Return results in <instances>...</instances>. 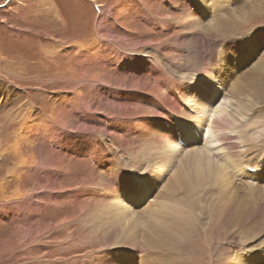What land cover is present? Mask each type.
Returning a JSON list of instances; mask_svg holds the SVG:
<instances>
[{
    "label": "rangeland",
    "instance_id": "374dc122",
    "mask_svg": "<svg viewBox=\"0 0 264 264\" xmlns=\"http://www.w3.org/2000/svg\"><path fill=\"white\" fill-rule=\"evenodd\" d=\"M221 1L226 3V0ZM252 1H232L222 17H235L241 7L249 6ZM190 4L194 8H188ZM206 4L211 12L220 8L212 6L209 0ZM196 12L203 16L197 17ZM193 15L201 21L212 19V16L204 14L203 6H198L195 0H0V264H125L126 253L137 251L141 252L138 260L143 264H154V261H159L160 264H236L234 258L239 257L238 254L244 258L249 254L247 251L241 253L242 249L254 247L264 252L258 244H254L261 243L263 237L253 238L250 234H238L234 237V227L224 225L226 223L218 222L217 219L210 220L209 223L200 219L191 224L190 233L186 237L179 233L173 237L174 242L186 239L180 240L178 247L173 246L171 241L173 248L169 249L142 243L145 241L140 237L147 230L151 218H154V223H150L158 228L153 215L146 218L147 222L144 218L134 237L123 235L114 224L112 212L103 211L108 207H97L100 212L93 210L96 209L91 203L93 199L103 197L105 201L114 197L102 196L106 192L102 186L92 187L97 181L95 172L83 160L82 155L78 158L75 156L81 142L95 147L96 141H108L107 150L111 147L118 149L120 143L137 166L146 164L145 170L152 173V177L158 179L165 175L163 193L167 190L168 179L177 171L191 147L180 151L182 154L178 152L180 156L174 154L170 159V169L158 173L156 177L148 168V162L143 160V156L150 153L155 156V149L147 151L151 146L146 145V142H135L117 132L126 120L134 121L132 117L121 116L115 109L106 112L105 107L106 101L115 103L113 106L119 109H134L140 104L115 102L103 88L101 90V85L107 82L123 88V92L129 91L127 89L133 88L130 83H139L143 79L141 71L145 58L149 57L152 59L147 62H153L156 75L154 79L146 76L143 81L157 86L158 93L150 90L135 93L149 92L147 96L152 98V103L157 102L158 98H162L159 86L170 87L173 83V80H166L164 77L171 76L169 66L175 62L181 67L185 64V68H189L186 64L190 54L193 57L192 50H199L204 56V38L212 40L211 35L202 34L199 30H193L194 34L188 33V29L195 27L192 18H189ZM240 23V26L226 34L230 36L225 37L262 33L255 52H264V6L256 7L253 16ZM219 40L213 39L215 54L219 52L216 50ZM176 47L181 48L178 54L174 52ZM251 51L253 52L252 48ZM184 52L188 54H183ZM129 57L132 59L129 62L138 65L142 77L136 78L129 74V68H135L131 64L123 67L124 61ZM232 59L239 62L237 66L243 65L242 71L235 69L238 73H245L246 70V93L251 92L253 85L249 79L251 72L248 66L237 57ZM138 60L141 61L137 62ZM159 65H164L165 68L161 69ZM209 67L210 65L206 74H210L212 70L214 73V67ZM172 73L176 79V74L181 72L176 68ZM254 74L261 78L264 66ZM221 78L236 80L237 76L226 71L225 77ZM217 84L218 81L212 87L220 94L216 98L220 104L227 90L218 88ZM200 88L203 95H206V89ZM103 91L105 95L102 94ZM113 94L123 95L122 92ZM258 102L264 107V97ZM184 103L188 105L186 101ZM190 106L188 105V110L191 109ZM223 106L227 107L226 104ZM142 107L144 109L137 116L146 117L148 113H153L152 106ZM227 109L229 110L228 107ZM218 112L221 113V110ZM103 115L113 117L108 120L113 123L109 133L113 136L118 134L120 140L87 133L90 140L83 141L77 128H67L74 124L91 127L96 119H99L101 127H105L107 120ZM182 126L185 128L187 143L194 135L199 134L198 127L192 128V123H182ZM133 130L135 129L130 131ZM96 151L98 160L94 159L100 162L97 171H105L104 174V171L99 173L102 174L101 177L106 176L105 179H108L104 185L108 187L110 194L115 191L110 180L112 177L123 176L125 181L137 182L126 172L128 162L123 151L116 155L109 166L103 164V151ZM43 157L51 159L53 163L55 157H58L60 164L46 168L40 163ZM247 177L251 178V175ZM229 179L234 181L232 183L237 193L245 194L234 179ZM171 185L172 181L168 186L170 190ZM259 185L260 190L253 193L258 199L264 191V187ZM124 186L126 189L116 196L124 200L125 207L133 216L141 218L143 209L149 212L157 208L154 200L143 202L141 207L139 204H128V189L131 187L127 182ZM133 187L137 188L136 185ZM182 190L174 191L172 196L176 199L179 210L182 206L177 201L185 193ZM215 192L214 190L212 196L218 195ZM98 195L102 197L97 198ZM134 196L142 200V196ZM87 204H91L88 211L85 209ZM121 212L117 210L120 216ZM201 221L205 224H201ZM227 252L233 257L229 262L224 257ZM157 262L155 264H159ZM134 263L136 264V259Z\"/></svg>",
    "mask_w": 264,
    "mask_h": 264
},
{
    "label": "bare ground",
    "instance_id": "6f19581e",
    "mask_svg": "<svg viewBox=\"0 0 264 264\" xmlns=\"http://www.w3.org/2000/svg\"><path fill=\"white\" fill-rule=\"evenodd\" d=\"M207 1L208 0H195L196 4L198 6H203L204 14H207L208 17L213 15L212 19L208 20V21H201L198 18H196L194 15L189 17V18H192L193 23L195 24V27L191 30L188 29V33H193L192 32L193 30H197V31L199 30V31L203 32L202 34L205 33V34L211 35L212 39H216V38L223 39V38L230 36V35L226 36V34H229L231 31H233L234 27L236 28V27L240 26L239 25V24H241L240 22H243L245 20L247 21L248 18H251V16H253V12L256 9V7L264 6V0H253L249 6L241 7L240 10L237 12L238 14L235 17L232 15H230V17H222V16H225L224 12H225V10H228V8L230 7L229 6L230 3L232 1L234 3L235 0H226V3H223L221 0H209L210 4L212 6L215 5L216 7L222 8V9L216 8L213 12H211V10L209 9V5L206 4ZM144 19L145 18H143V20ZM152 27H154V26H152ZM181 27L184 29L183 24ZM166 30H169V28H166ZM197 31H195V32H197ZM215 34L218 36H216ZM192 52H193V57L190 54L189 58H187L188 64H186V66L187 67L190 66V67L194 68L195 70H197V72L200 73L199 79L209 80V82L216 83L218 80H217V76L215 75V72L212 73L213 70L210 72V74H206V72L209 71L208 70L209 64L206 62L204 56H202V53L199 50L194 51V49L192 50ZM171 59H172V57H171ZM129 60L132 61L131 57H129V59L127 58L124 61L125 63L123 65V67H127L128 64L129 65L131 64L130 66L137 68L138 65L134 62H131V61L129 62ZM140 61L141 60H138L137 62H140ZM220 63L221 62H219L218 65L214 67V69L217 67H218V69H221ZM238 64H239V62H238ZM263 66H264V56L261 58V61H259L257 66L252 68V70H251V73H250L251 76L249 77V79L251 80V83L253 85V90L251 92H249V93L244 92L243 94L237 93L235 95H231V92H229L227 94V91L224 93V95H223L224 100L220 104H218L219 105L218 108L221 110L222 115H220V116L218 115V116L213 117L211 120V124L208 127V129H210V130L214 129L213 125L215 124V119H217V118H219V121H221V122H231L233 120H236L238 117H240V120H243L244 119L243 115L247 112H250L252 110V107L257 104V101H260L261 99H263V97H264V75H262L261 78H257V75L254 74L256 70H260V68H262ZM209 68H211V67H209ZM222 72H224V69H222ZM258 72H260V71H258ZM262 73H263V71H262ZM161 74L163 75V73H161ZM141 75L142 74L139 73V75L133 74L131 76H134L136 78H140V77H142ZM176 76L181 77V78H186V75L184 73L182 74V72L180 74H176ZM162 77L163 76H161V78ZM142 78L144 79V78H146V76H143ZM143 79L140 80L139 83H130V84H133V88L127 89V90L139 91V92H142V90H144V91L150 90V92H152V93H154V91L157 92V89H156L157 86L154 87V86H152V84L150 82L143 81ZM107 85H110V84L107 83ZM107 85L102 84L101 90L103 88V90H105L106 93H108L109 95H113V93L117 94V93H121V92L124 94V92L122 90H120L116 87H112L111 85L110 86H107ZM123 86H125V84ZM217 86H218V88H220L219 84H217ZM187 90L190 91V89H187ZM139 92H137V93H139ZM159 92H160V95L162 97V98H160V99H162L161 101H164L165 104L168 106H173L174 109H173V111H171V114L176 115L177 110L179 108L178 104L173 102L171 98L169 99L165 94H163L162 91L159 90ZM219 92H221V91H219ZM106 93H104V91H103L102 94L105 95ZM148 94H150V93L148 92ZM232 97L234 99H232ZM185 101L188 103L189 106L192 105V106H190V108H191L190 110H194L198 113L199 110L203 109V103L201 101H197L196 95H193V97L187 98ZM105 104H106V109H107L106 112L115 109L116 112L119 113L121 116H124V117L127 116V118L132 117V120H134V121H129L130 124L128 127V131H130L131 129H135L136 116L139 113H141V110L144 109L142 106L146 105L145 102L142 101V105L141 106L139 105L137 108H134V109H129V108H125V109L122 108L121 109L120 108L119 109L118 107L113 106V104H115L113 102L109 103L108 101H106ZM224 104H226V106L229 108V110H231L233 112L230 113V111L227 109V107L223 106ZM188 105L186 104V108H188ZM115 106H117V105H115ZM192 107H194V109ZM245 115H247V114H245ZM103 116H104V119L107 121L108 120L110 121L113 118L110 116H105V115H103ZM188 116H189L188 119H193L194 121H196V118H198V117H196L197 115L195 116V114H189ZM98 120L99 119H96L95 124L91 127H86L84 125L76 126L74 124V125L68 126L67 128H72V129L77 128L79 133H80V138L83 141L84 140H86V141L90 140L88 138V136H86L87 133L99 134L100 136H104L107 138H113V139L117 138V140H120L118 138V136H119L118 134L116 136H113L112 133H111L112 135L109 133L107 126H105V127L102 126L103 127L102 128ZM202 122H205V121H202ZM182 123H183L182 120L179 119L175 122L174 125L182 126ZM187 123H193V121L188 120ZM197 127H198V129H200L202 127V124L197 125ZM199 134H200V130H199ZM199 134L194 135L193 136L194 138L192 140L190 137H188L189 140L194 141L193 144H191V141L189 143H187V141L184 142V144H185L184 150H188L191 147V149H190L191 151L185 155L181 164H179V168L177 169V171L174 172L170 176V178L168 179V181H167L168 185L166 187V189L168 191L165 190L164 193L162 194V196L160 195L158 197V199H154L153 202L157 203V206H156L157 208L155 210L148 212V210L143 209L142 217L141 218L135 217V216H133V213L125 207L124 200L123 199L120 200V197H118L116 195H113L114 199H109V200L105 199V201H104L103 197L100 195H98L97 198L102 197V199H96V200L91 199L92 200L91 203L94 205V207H96V209L93 208V210L100 212L97 209V207L98 208L108 207L107 209H104L103 211L106 213L112 212L113 217H114V224L119 227V231L123 232L122 233L123 235L127 234V235H130L132 237L135 236L134 233H135V231H137L140 228L141 223H143L144 218L146 220L145 222H147L146 218L151 217L153 215L155 217V220H156L155 223L158 225L157 226L158 228H156V226L154 224L150 223V222L154 223V218H151L149 223H148L149 226H148L147 230L140 237L142 240L145 241L142 243H144L145 245H148V246H152V247L159 246V247H166L167 249H169L170 247L173 248V246H177V244L180 242V240L182 241L183 239H186V238L177 239L174 242L173 237L178 233L183 235L184 237H186L188 235V233H190L189 227L191 224L198 222L200 219H202V221H206V223H209L210 220L212 221L214 219H217L218 222L226 223L224 225L234 227V231H233L234 237H236L235 235H238V234H246V235L250 234L253 238L263 237V240L261 241V243H254V244H258L257 246H259V248H261V250H264V191H263L262 195L259 197V199L253 194V193H256L260 190V185L258 183L260 182L259 181V174H261L260 173V167H261V163L263 160V155L259 154L257 156V158L255 159L254 163H251V164L248 163L239 154V151H235V153L232 156L225 155L226 158H230L232 161L237 162L239 164L240 168L238 169L237 177L240 176L239 178H244V177H247L248 175H251V178L255 177L256 181H259L256 184H250L249 185L250 187L248 188L249 189L248 193H246V192H245V194H242L241 192L237 193V191L235 190V187L233 186L234 183H232L234 181L231 182L229 179V178H232V176H230L226 172V170L214 158H212L202 147H198V145L204 143V138L200 139L201 143H199V139H198ZM211 134H213V132H211ZM228 134H230L229 131H217V130H215V136L216 137L226 136ZM155 136L156 137L153 140L143 139V140L135 141V142L142 143V144L144 142H146V145L151 146V147L149 146L150 148L147 149V151H152L153 148L155 149V151H154L155 156H154V154L150 153V155L143 156V160L148 162V164H149L148 168L151 169V171L157 177L158 173L170 169V167L172 166L170 159H171V157H173L174 154L177 153V155H178V152H180V151H178L180 146H177V145L174 146L172 144V138L166 136V134L163 131H161L159 129V127L155 133ZM211 140H213V139H211ZM237 141L239 144H243L246 142V140L242 139V137L240 135H238ZM147 143H150V144H147ZM134 144H136V143H134ZM88 145H89V143H88ZM192 147H196V148H192ZM180 153L182 154V152H180ZM96 154H98V153H96ZM59 158L61 160V155L59 156ZM41 159L42 160L40 161V163L43 164V165L41 164L42 166H44L46 168L52 166L51 165L52 161H50L51 159L49 160L47 157H43ZM55 159L57 162L59 161V159L57 157H55ZM24 164H25V162L22 165H24ZM22 165H18V167H20ZM140 165H142V164H140ZM232 167H235V164H232ZM111 171H113V170H111ZM104 173H105V171L102 174H104ZM102 174L99 173V171L95 172L94 177L97 176L96 177L97 181L94 182L93 184L91 182L92 187L102 186L103 190L106 191V192L102 193L101 195L110 192L109 190H107L108 187L106 185H104L105 181H107L108 179H105L106 176L104 178L101 177ZM108 175H109V173H108ZM232 180H233V178H232ZM171 181H172V185H171V190H170V189H168V186H169ZM50 183H51V181H50ZM179 189H183L182 191L185 192L184 194L182 193L183 194L182 199L177 201L179 204L181 203L182 208L180 210L177 208L178 205H176V199L172 197L174 194L173 192L174 191L176 192ZM130 190H132V189L131 188L128 189V192H129V197H128L129 203L128 204H133V205L139 204V207H141L144 204L143 203L144 201H142L140 198L132 195L131 194L132 191H130ZM214 190L216 191L215 193L218 194L217 196H215V195L212 196V193L214 192ZM101 192H102V190H101ZM89 205H91V204H89ZM89 205L87 204V208H85V209H87V211L89 209ZM117 210L122 211L121 216L117 213ZM85 212H86V210H85ZM101 213H102V211H101ZM104 215H103V217H104ZM109 221H112V220H109ZM202 221H201V224L204 225L205 223H202ZM150 226H152V227H150ZM126 239H129V238H125V240ZM171 241L173 242V246L170 245ZM105 244H106V242H105ZM105 244H103V245H105ZM154 250H156V249H154ZM176 251H175V253H176ZM243 251H245V250L242 249L241 253ZM237 252L239 253L238 249H237ZM230 255H228V252L225 253L224 257L227 259V262H229L233 258ZM238 255H239V257L234 258L235 263L236 264H240V263L247 264V261L245 259L246 257L244 258V257L240 256V254H238ZM154 257H156V256H154ZM156 262L154 261V264ZM157 263H159V261ZM219 264H221V262Z\"/></svg>",
    "mask_w": 264,
    "mask_h": 264
},
{
    "label": "crops",
    "instance_id": "0c3cea01",
    "mask_svg": "<svg viewBox=\"0 0 264 264\" xmlns=\"http://www.w3.org/2000/svg\"><path fill=\"white\" fill-rule=\"evenodd\" d=\"M120 82H122V81H120ZM103 84H106V85H107V82H105V83H103ZM108 84H109V83H108ZM110 85H111V84H110ZM111 86H112V87H116V86L113 85V84H112ZM116 88H118V89H120V90H122V91L124 90V89L121 88V87H116ZM105 107H106V104H105ZM128 120H129V119H128ZM108 122H109V121H107V123H108ZM107 123H106V124H107ZM107 129H108V128H107ZM108 130H109V129H108ZM122 136H123V135H122ZM124 137H125V136H124ZM125 138H127V137H125ZM128 139H129V138H128ZM109 142H110V141H109ZM96 143H97V142H96ZM119 144H120V143H119ZM120 145H121V144H120ZM57 158H58V157H57ZM58 159H59V158H58ZM59 161H60V160H59ZM59 161L57 162L56 160H54V163L52 162L51 165H52V166H56V165L60 164ZM54 168H55V167H54ZM55 171H56V170H55ZM58 172H60V171L58 170Z\"/></svg>",
    "mask_w": 264,
    "mask_h": 264
},
{
    "label": "clouds",
    "instance_id": "9594fccd",
    "mask_svg": "<svg viewBox=\"0 0 264 264\" xmlns=\"http://www.w3.org/2000/svg\"><path fill=\"white\" fill-rule=\"evenodd\" d=\"M248 113V112H247ZM247 113H245V114H247ZM245 114L243 115V116H245ZM240 117H238L237 119H239Z\"/></svg>",
    "mask_w": 264,
    "mask_h": 264
},
{
    "label": "snow or ice",
    "instance_id": "6c2138e0",
    "mask_svg": "<svg viewBox=\"0 0 264 264\" xmlns=\"http://www.w3.org/2000/svg\"><path fill=\"white\" fill-rule=\"evenodd\" d=\"M145 179H147V177H145Z\"/></svg>",
    "mask_w": 264,
    "mask_h": 264
}]
</instances>
